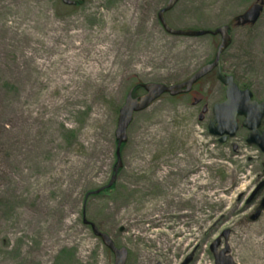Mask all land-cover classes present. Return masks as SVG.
Here are the masks:
<instances>
[{
	"label": "rangeland",
	"instance_id": "374dc122",
	"mask_svg": "<svg viewBox=\"0 0 264 264\" xmlns=\"http://www.w3.org/2000/svg\"><path fill=\"white\" fill-rule=\"evenodd\" d=\"M167 0H0V264H215L229 231L236 264H264V153L240 126L208 133L223 99L215 72L138 111L115 163L118 111L136 84L184 81L220 37L177 36ZM173 28L228 25L224 74L264 100V0H179ZM240 123V122H239ZM86 220V223H85ZM88 222V223H87Z\"/></svg>",
	"mask_w": 264,
	"mask_h": 264
},
{
	"label": "water",
	"instance_id": "95a60500",
	"mask_svg": "<svg viewBox=\"0 0 264 264\" xmlns=\"http://www.w3.org/2000/svg\"><path fill=\"white\" fill-rule=\"evenodd\" d=\"M66 4L74 3L73 0H62ZM178 0H167L166 4L158 11V19L163 29L172 34L178 36H202L206 34L220 35V42L217 46L213 59L200 66L195 70L187 79L179 83L164 84L158 82H146L140 86L144 89V93L136 97L132 96V89L127 92L124 103L119 108L116 128L114 131L116 139L115 156L116 161L112 168V175L109 182L94 190L89 194H98L104 188H109L116 180L118 170L122 167V161L120 156V148L122 143L127 140V128L133 119L134 113L146 109L152 102L158 99L161 95L167 93L170 96H176L191 91L194 83L216 69L217 78L226 86L225 100L215 103L213 105L214 117L208 124V130L215 136H220L219 141L224 142L228 137L235 135L238 129L237 117L242 116V126L249 130L246 141L249 144H255L264 152V131L259 132V126L264 116V101L258 102L252 99V92L249 89H240L234 82L231 75H222L220 70V56L222 52L229 46L231 41V33L228 25H220L213 30L207 29H180L173 28L168 25L165 20L164 13L170 10ZM264 182L260 183L255 189L256 192ZM262 210H264V195L260 200L259 206L255 209L254 213L250 216L252 221L259 218ZM86 223V220H85ZM88 223V222H87ZM93 233L100 237L106 247H108L114 254L113 264H125L127 258V249L125 247H117L110 236L104 233L89 222ZM229 231L226 230L222 233L225 245L219 251L217 248L221 243V236L217 237L210 245V250L214 255L215 264H236L232 257L228 254L229 247L227 244ZM191 260V256H188L183 260L181 264H188Z\"/></svg>",
	"mask_w": 264,
	"mask_h": 264
},
{
	"label": "flooded vegetation",
	"instance_id": "af4514ba",
	"mask_svg": "<svg viewBox=\"0 0 264 264\" xmlns=\"http://www.w3.org/2000/svg\"><path fill=\"white\" fill-rule=\"evenodd\" d=\"M75 1V4L74 5H78L79 4V0H74ZM157 20H158V17H157ZM223 85V84H222ZM245 87V86H244ZM225 86L223 85V90H224V93H223V99L222 100H224V97H225ZM253 93V92H252ZM135 95H137V94H135ZM222 100H219V101H222ZM216 102H218V101H215L213 104H212V107H211V113H212V116H211V118L209 119V121H208V124H209V122L211 121V119L214 117V113H213V105L216 103ZM242 121V118H238V122H241ZM240 126H241V124H239V128H240ZM243 129H244V131H245V142H246V136H247V134H248V129H246V128H244L243 126H241ZM239 128H238V130H239ZM237 130V131H238ZM236 131V132H237ZM259 131L260 132H263L264 131V116L262 117V120H261V123H260V126H259ZM215 137V140L218 142V143H221V144H223V143H226V141L229 139V138H227L224 142H220L219 141V137L218 136H214ZM247 144V146H249V147H254V148H256L257 150H259L260 152H262V153H264L263 151H261L260 150V148H258L256 145H253V144H249V143H246Z\"/></svg>",
	"mask_w": 264,
	"mask_h": 264
},
{
	"label": "trees",
	"instance_id": "16d2710c",
	"mask_svg": "<svg viewBox=\"0 0 264 264\" xmlns=\"http://www.w3.org/2000/svg\"><path fill=\"white\" fill-rule=\"evenodd\" d=\"M223 56V55H222ZM222 58V57H221ZM138 89H140V88H138L137 86L135 87V90H138Z\"/></svg>",
	"mask_w": 264,
	"mask_h": 264
}]
</instances>
